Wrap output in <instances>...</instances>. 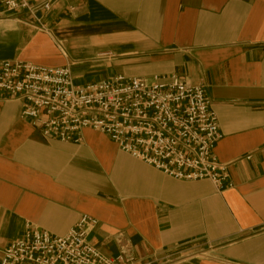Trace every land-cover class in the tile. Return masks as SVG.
Returning <instances> with one entry per match:
<instances>
[{"label": "crops", "instance_id": "1", "mask_svg": "<svg viewBox=\"0 0 264 264\" xmlns=\"http://www.w3.org/2000/svg\"><path fill=\"white\" fill-rule=\"evenodd\" d=\"M28 2L39 23L0 8V61L68 66L77 86L171 75L203 85L233 187L168 178L92 130L79 144L44 139L0 93V258L27 226L62 237L87 216L88 243L109 258L264 264V0Z\"/></svg>", "mask_w": 264, "mask_h": 264}, {"label": "built area", "instance_id": "2", "mask_svg": "<svg viewBox=\"0 0 264 264\" xmlns=\"http://www.w3.org/2000/svg\"><path fill=\"white\" fill-rule=\"evenodd\" d=\"M0 8L35 19L28 0H0ZM0 93L20 102V117L44 139L79 144L82 132L92 130L168 178L207 180L218 193L233 187L227 166L214 155L221 134L203 85L171 75L150 82L117 76L77 86L68 66L0 61ZM96 225L82 216L62 237L27 226L3 250L0 264H140L128 251L109 258L92 247L87 236Z\"/></svg>", "mask_w": 264, "mask_h": 264}]
</instances>
